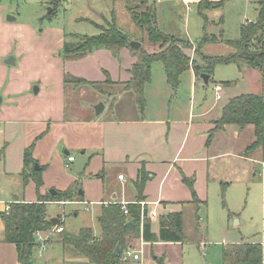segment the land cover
Instances as JSON below:
<instances>
[{
	"label": "crops",
	"instance_id": "crops-1",
	"mask_svg": "<svg viewBox=\"0 0 264 264\" xmlns=\"http://www.w3.org/2000/svg\"><path fill=\"white\" fill-rule=\"evenodd\" d=\"M196 1L198 0H179L183 6L189 8V4L193 5ZM248 2L253 3L255 9V0H248ZM1 11L3 10L0 7V149H3V154L0 157L1 176L7 178L8 181L16 182L17 188L22 186L20 173L24 165L23 154L31 144H33L32 156L36 163L43 168L41 172L42 185L39 190H36L34 180L29 178L32 180L30 182L34 185L33 188L28 189L29 191L22 195L10 193L9 190V199H0V212L11 201L34 202L37 201L38 195L50 193L51 189L64 190L77 180L76 177L73 178L72 175H67L64 172H59V174L52 172L54 160H59L65 168H69L77 160V155L68 149L64 150V157H61L57 151L59 142H62L64 147L81 150L83 155L88 151L97 150V155L91 156V164L94 160L96 163H99V160L105 161L110 165L109 168H114L117 179L119 174L123 175L124 180L119 181L118 179L119 182L114 185L115 189L112 188L107 196L105 189L101 188L92 191V197L85 200L84 190L79 189L82 198L75 201L100 203L98 215L102 203L122 199L128 200V202L134 201L136 190L133 180L141 166L150 172V178L144 187L147 207H152V203L158 201L160 215L161 213L181 211V202L192 201L190 189L182 181L183 174L187 177H194V188L201 196V192L198 190V181L202 174L209 172V160L222 155H232L239 156L243 160H245L244 158L249 159L254 163L264 162V148L249 157L242 154L244 147L253 139L251 125L240 130L234 124H227L224 129L215 132L222 131L223 134H228L235 139L247 130V134L243 133V135L248 139L246 142H240L235 150H225L211 156L209 147L205 143L209 130L213 128L214 121L220 116L222 106L227 100L242 93H255L251 87L252 84L247 82L248 78L255 79L258 88L256 92L264 94V84L258 70L252 68L240 71L243 76L242 81L247 82L249 88L239 93L233 90L238 80L233 83H214L215 95V85L218 84L221 87L218 90L219 97L216 99L214 96V103L210 110H202V105H200L196 111V108L193 109L190 105L188 120L183 118V115L180 116V112L177 110L171 112V107L164 113L162 102H159L158 107L153 104V107L146 99L143 113L130 118L119 119L107 116L105 110L111 108V105L106 103H104L101 113L95 115L94 105L98 101H104L102 98L104 90L101 88L103 84L93 87L65 82V74L81 77L88 81H103L106 77L104 70L107 71L113 81L109 93L114 98L113 101L116 102L127 91L124 89V82L130 78L129 70L132 64L137 61L138 53L133 52L129 47H122L119 53L121 60L118 61L109 49L98 48L82 57L63 59L60 48L65 41V34H69L68 32L58 29L54 33L53 39L55 40L52 45L46 47V44L43 43L40 48H37L35 28L17 22L16 18L13 21L5 20ZM114 11L115 21H117V13L116 10ZM15 43L17 51L14 48ZM226 51L230 52L229 49ZM11 52L15 53L12 54L14 55L13 63H7L6 60ZM17 58H19L18 62ZM35 59L43 61L44 67L38 68L32 73L23 71L24 77L21 78L20 70L25 69L28 60L34 61ZM17 63L19 67H13ZM189 72L191 95H193L194 92L199 91V88L196 87L197 82L204 81L197 78L191 69ZM254 72L256 75L252 74ZM34 83L39 85H37V92H31ZM148 84L144 87L145 91ZM67 94H71V101L75 102L73 105L83 104L85 106L81 108L82 113L76 112L67 116ZM157 96L158 93L155 91L154 98ZM81 97H83L82 101L79 100ZM224 97V102L216 112L218 114H215L214 117L211 116L207 123L194 124L193 120L191 121V118L194 117H206L216 103ZM104 112L106 113L104 114ZM68 155H72L74 159L69 162L68 166H65ZM79 156L81 155L79 154ZM51 175L57 179L50 180ZM101 196L105 199H101ZM199 200L201 202L200 198ZM49 202L47 201V203ZM47 218H49L48 215ZM150 220L152 231L157 232L158 217L150 218ZM154 222L157 224L156 228L152 226ZM59 225L65 230L61 223ZM139 227L141 228V225ZM3 229V221L0 217V264H21L15 244L3 241ZM99 234L94 235L99 236ZM130 239L131 242L129 241L128 246L138 254V258L134 259L131 256L123 258L122 256L121 264H158L157 260L162 256H164V264H173L171 256L174 250L173 246L181 242L144 241L141 231L138 235L131 234ZM163 247L169 248L164 251ZM45 249L48 251L42 264H47L49 259H54L56 264H95L82 255L73 254L74 252L68 246H63L59 233L50 236ZM151 257L154 261H150ZM34 264H36L35 260Z\"/></svg>",
	"mask_w": 264,
	"mask_h": 264
},
{
	"label": "rangeland",
	"instance_id": "rangeland-1",
	"mask_svg": "<svg viewBox=\"0 0 264 264\" xmlns=\"http://www.w3.org/2000/svg\"><path fill=\"white\" fill-rule=\"evenodd\" d=\"M143 1L145 0H125V2L124 0H60L58 4L54 5L51 0H0V7L3 10L1 13L3 12L5 20H7L6 17L9 14L14 16L18 20L17 22L35 28L37 48H40L43 43L46 44V47L52 45L55 40L53 39L54 33L58 29L71 34H97L99 32L98 25L107 27L112 19V14L115 13L114 10H116V24L129 38L141 42V47L145 51H152L157 49V45L147 40L146 33L143 29L135 26L130 12L126 9V5L139 6ZM148 1L156 3L158 24L162 31L174 34L179 38L188 39L192 44H196L200 40L204 31L203 18L194 4V6L189 4V8L183 6L179 0ZM48 8L53 11L51 15H47ZM205 13L209 21L214 22L206 28L208 33L218 35L219 31L222 30L225 39H235L239 36V25L248 17L253 18L255 9L254 4L248 2V0H222V5L208 9ZM220 18H222V23L217 24ZM71 34L66 33L65 39L76 41L78 38H74ZM14 48L17 51L16 43ZM227 49L234 50L223 43H209L204 46V51L213 54H226ZM185 51L191 57H195L193 49H186ZM12 54L15 53L11 52L9 56L14 57ZM13 67L18 68L19 64L17 63ZM43 67V61L40 59L28 60L25 69L20 70L19 76L23 78L24 72L32 73ZM252 74L256 75L255 72ZM165 77L162 62L155 60L151 66V80L146 91L144 89V98L147 102H150V106L154 104L158 107L159 102H162L164 113L171 107V112L177 110L180 112V116L183 115L186 120L189 118L191 106L193 109L196 108V111H198L200 105H202V110H210L214 103V83L216 82L233 83L238 80L236 87L233 88L234 92L237 93L248 90L249 84H252L251 87L255 93L258 90L255 79L248 78L247 82L249 84L242 81L243 76L234 63L217 64L208 84L199 80L196 86L199 91L194 92L193 95H191L189 70L181 73L179 77L180 85L175 90L165 81ZM37 85L38 83L32 85L31 92H34V87ZM101 88L104 90L101 89L103 91L102 98L104 99L102 102L111 105V108L105 110L107 116L120 119L140 114L131 89L127 90L123 96L114 102V98L109 93L112 89L111 84L105 83L101 85ZM155 91L158 93L157 98H154ZM224 91L226 93L225 89ZM82 98H79V100L82 101ZM67 99L68 117L76 112L82 113L81 108L85 107L83 104L73 105L75 102L71 101V94H67ZM224 100L225 97L217 102L206 117H194L191 118V121L193 120L194 124L207 123L211 116L214 117L215 114H218L216 112L219 111ZM243 133L247 134V130ZM243 133L240 137L233 139L232 136L223 134L220 131L215 133L209 141L205 139L210 155L214 156L225 150H235L240 142H246L248 139ZM65 149L76 154L77 160L69 168L62 166L59 160H54L52 172L56 174L64 172L67 175H72L73 178L76 177L80 183L79 189L85 192V200L92 197V191L101 188L105 189L107 196L112 188L115 189L116 182L123 181L120 178H118V181L114 168H109L110 165L106 164L105 161L99 160V163H96L94 160L91 164V156L95 157L97 150L88 151L83 155L81 150L64 147L62 142H59L57 151L61 157H64ZM244 159L239 156L222 155L208 161L209 172L202 174L198 181V190H200L201 196L197 194L195 189L201 202H181L184 239L178 245L173 246L174 250L171 253L173 264H223V247L227 244L243 241L260 243L264 250V162L254 163L249 159ZM34 165H32L33 168ZM56 179L55 176H50V180ZM30 181L32 180L28 179L24 182L21 179L22 186L17 188L16 182L8 181L7 178L1 176L0 172V199H9V190L10 193L24 194L34 186ZM101 199L104 200L105 197L101 196ZM99 209L100 203L97 202L70 201L62 203L60 201H50L46 203L48 217L59 218L68 232H74L82 227H91L93 234L100 233L97 219ZM152 226L156 228L157 224L154 222ZM168 248L163 247V250H168ZM45 250L42 255H38V247L33 248L32 259L35 260L36 264H42L46 259L48 250ZM161 258L164 264V256ZM150 259V261H154L152 257ZM157 261L159 262V260ZM47 262V264H56L54 259H49Z\"/></svg>",
	"mask_w": 264,
	"mask_h": 264
},
{
	"label": "trees",
	"instance_id": "trees-1",
	"mask_svg": "<svg viewBox=\"0 0 264 264\" xmlns=\"http://www.w3.org/2000/svg\"><path fill=\"white\" fill-rule=\"evenodd\" d=\"M60 0H51L56 5ZM155 1V0H154ZM125 2V0H124ZM141 5L129 6L126 9L130 12L134 24L143 29L149 42L157 45L153 52L145 51L141 44L138 48L131 46L133 40L116 24L115 15L107 27L99 26V32L93 35L82 33H69L75 40L63 42L60 52L63 59L78 58L91 53L98 48H107L120 61V49L129 47L133 52L138 53V59L129 70L130 78L124 82V89H131L135 95V102L140 114L145 107L144 87L151 80V66L155 60L162 62L166 82L173 90L180 85L179 77L185 70L191 69L197 78L201 73L211 74L217 64L234 63L238 69H256L260 72L264 84V0H255V17L249 22L241 23L239 36L235 39H225L222 30L218 35L208 33L206 28L211 25L205 11L222 5V0H198L194 3L198 13L203 18V35L196 44L188 39L179 38L174 34L162 31L158 24V12L155 2L145 0ZM53 11L47 13L51 15ZM222 23V18L217 24ZM209 43H223L234 50L226 54H213L204 51V46ZM186 49H193L195 57H191ZM103 81H88L81 77L65 74V82L77 85L98 86L101 84H112L113 81L107 71L104 70ZM211 78H209L210 80ZM227 83V82H225ZM100 90V89H98ZM227 124H234L238 129L243 130L248 125L252 126L253 139L244 147L242 154L251 156L258 150L264 148V94L263 93H242L231 97L222 106L220 116L214 121V126L209 130L207 141L215 132L224 129ZM31 144L23 154V169L20 173L24 182L29 178L35 182L38 191L42 185V168L35 170L32 165L36 160L32 156ZM3 149H0V157ZM150 178V172L144 166L138 170L133 185L136 190L135 199L127 204L129 214L124 215L120 203H102L101 211L97 219L100 226V234H93L91 227H82L76 232L63 230L60 232L62 245L70 247L77 255H82L95 264H121L122 250L128 247L131 234L141 236L144 241L156 242H177L184 239L181 211L161 213L158 216L157 232L151 229L150 218H144L140 228L141 205L140 201L145 200L144 187ZM182 181L189 187L192 201L200 202L194 188V177L182 175ZM79 180L74 181L64 190H56L55 193L38 195L37 201L25 202L14 200L8 204V210H2L0 217L3 221V241L13 243L16 246L18 260L21 264H34L32 259L33 248L36 247L35 231L46 230L53 226L51 218H47V201H75L82 198L79 193ZM144 213L147 214L148 207L144 206ZM136 219L134 228L130 231L126 223ZM60 220L56 224H59ZM119 246V253L114 254L115 248ZM223 264H264V250L260 243L243 241L227 244L222 250ZM158 264H163L162 258Z\"/></svg>",
	"mask_w": 264,
	"mask_h": 264
},
{
	"label": "built area",
	"instance_id": "built-area-1",
	"mask_svg": "<svg viewBox=\"0 0 264 264\" xmlns=\"http://www.w3.org/2000/svg\"><path fill=\"white\" fill-rule=\"evenodd\" d=\"M251 20V18H247L244 20V23L249 22ZM220 85H215V92H216V99L219 97L218 94V90L220 89ZM74 159V157L72 155H68L67 156V162L65 163V166L69 165V162L72 161ZM118 178H120L121 180H124V177L122 174L118 175ZM62 203L67 202V201H60ZM116 203H120L123 214L124 215H128L129 214V210L127 207V204L129 203L128 201L122 199L119 201H114ZM140 205H141V215H140V225L142 227V223H143V219L146 217L148 218H153V217H158L159 216V212H158V206H159V202L155 201L152 203V207H148V212L147 214L144 213L143 209L144 206L147 205V202L145 200L140 201ZM5 211L8 210V206H6ZM61 223V221L59 222ZM63 231V227L59 224H53V226H51L50 228L46 229V230H37L35 231V242H36V247H38V255H42L43 251L46 248V243L47 241H49V238L52 234H57ZM122 256L123 258L125 257H133L134 259L138 258V254L135 253L132 249L128 247H126L125 249L122 250Z\"/></svg>",
	"mask_w": 264,
	"mask_h": 264
},
{
	"label": "water",
	"instance_id": "water-1",
	"mask_svg": "<svg viewBox=\"0 0 264 264\" xmlns=\"http://www.w3.org/2000/svg\"><path fill=\"white\" fill-rule=\"evenodd\" d=\"M51 10H52L51 8H48L47 13L50 12ZM6 19H7L8 21H13V20H15V17L12 16V15H9V14H8L7 17H6ZM130 44H131V46L134 47L135 49L138 48L139 45H140L139 42L134 41V40H131V41H130ZM11 58H12V60H10ZM6 62H7V63H13V57H10V56H9V58L6 60ZM200 77H201V79L204 81V83H207L208 80H209V74L201 73ZM34 92H37V86L34 87ZM0 103H1V96H0ZM103 108H104V103H103L102 101H100V102H98L97 104H95V105H94V111H95V114H96V115L100 114L101 111L103 110ZM34 169H35V170H39V169H40V166H39L37 163H35V165H34ZM55 192H56L55 189H51V190H50V193H52V194L55 193ZM79 192L81 193V190H79ZM165 212H166V210H165ZM51 221H52L53 224H56V222L58 221V218H54V217H53V218H51ZM135 223H136V219H133V220H131V221H128V222L126 223V227H127V229L131 231V230L134 228ZM118 253H119V246H117V247L115 248V250H114V254H115V255L118 254Z\"/></svg>",
	"mask_w": 264,
	"mask_h": 264
}]
</instances>
